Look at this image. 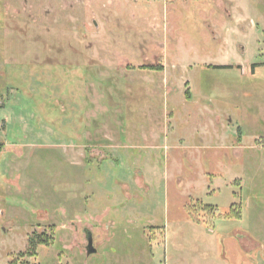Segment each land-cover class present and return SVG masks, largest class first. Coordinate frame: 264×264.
I'll return each instance as SVG.
<instances>
[{"label": "rangeland", "instance_id": "rangeland-1", "mask_svg": "<svg viewBox=\"0 0 264 264\" xmlns=\"http://www.w3.org/2000/svg\"><path fill=\"white\" fill-rule=\"evenodd\" d=\"M0 264H264V0H0Z\"/></svg>", "mask_w": 264, "mask_h": 264}, {"label": "trees", "instance_id": "trees-1", "mask_svg": "<svg viewBox=\"0 0 264 264\" xmlns=\"http://www.w3.org/2000/svg\"><path fill=\"white\" fill-rule=\"evenodd\" d=\"M29 246L30 248H34L36 244H49L48 238L42 237V235L36 236L33 234L29 238Z\"/></svg>", "mask_w": 264, "mask_h": 264}, {"label": "water", "instance_id": "water-1", "mask_svg": "<svg viewBox=\"0 0 264 264\" xmlns=\"http://www.w3.org/2000/svg\"><path fill=\"white\" fill-rule=\"evenodd\" d=\"M93 250H94V248L92 247L91 241H89V243H88V251L90 252V251H93Z\"/></svg>", "mask_w": 264, "mask_h": 264}]
</instances>
